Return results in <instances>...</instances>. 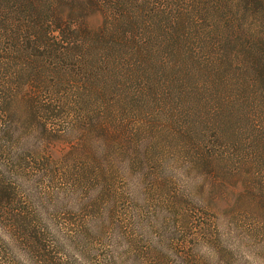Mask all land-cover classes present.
<instances>
[{"label":"trees","instance_id":"16d2710c","mask_svg":"<svg viewBox=\"0 0 264 264\" xmlns=\"http://www.w3.org/2000/svg\"><path fill=\"white\" fill-rule=\"evenodd\" d=\"M43 170L97 216H44L24 187ZM198 246L264 264V0H0V264L209 261Z\"/></svg>","mask_w":264,"mask_h":264},{"label":"rangeland","instance_id":"374dc122","mask_svg":"<svg viewBox=\"0 0 264 264\" xmlns=\"http://www.w3.org/2000/svg\"><path fill=\"white\" fill-rule=\"evenodd\" d=\"M59 134L60 133L56 134V139L58 140L56 141V145H59L60 147L64 146L66 150L64 149L65 151L61 152L60 154L57 152L55 154L57 156L60 155L64 156L69 151L70 155H73V150L71 147H69L68 144L69 137L59 136ZM70 137L72 138V135H70ZM97 150L100 151V149ZM60 167L61 165L55 167L58 172H60ZM50 173H52L53 175L50 174L48 178L45 177L44 170L42 172H39L37 176L29 177L27 174L24 176V179L27 182H29V183H25L24 187L26 189L27 194L29 195V199L34 202L36 208L43 211L44 216H48L50 214L48 211H53L52 208H56L57 210L64 212L66 217L75 218V220L86 217V212L89 206L88 204H86L88 198L84 196L88 195L89 193L82 187H78L76 188V190H73L72 187L67 185L68 180L63 179L60 176V173L57 172L56 173L50 172ZM134 179H135L134 176H130L131 181H133ZM38 181H39V185L38 188H36L37 187L36 183ZM48 183L50 185H48ZM180 183L182 182L180 181ZM42 191L53 194L54 196L53 200L48 202L51 196H46L45 198L41 199L40 196L42 195L41 194ZM96 209H97V205H91L89 207V214H91L92 217H96L97 213H91L90 211ZM152 215H153L154 224L157 227L164 226L166 220L163 219V214L161 211L159 210L152 211ZM109 236L115 242L117 241L116 237L111 233ZM199 254H200V258L201 256L203 255L206 256L207 254V257L209 259V261H204V262L202 261V263L200 264H213L215 259H217V258H212L213 256L211 254H208L207 251L201 247H199Z\"/></svg>","mask_w":264,"mask_h":264}]
</instances>
